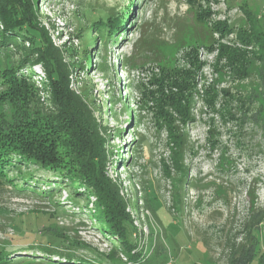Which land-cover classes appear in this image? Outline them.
<instances>
[{"label":"rangeland","instance_id":"obj_1","mask_svg":"<svg viewBox=\"0 0 264 264\" xmlns=\"http://www.w3.org/2000/svg\"><path fill=\"white\" fill-rule=\"evenodd\" d=\"M226 1L250 15L238 16L230 24L223 11H210L200 0L197 6L190 0L30 1L39 8L40 25L54 44L70 49L67 59L83 60L85 65L90 56L83 57V51L94 49L92 34L101 28H94L91 34L92 25L99 19L116 18L113 26L106 25L111 38H106L109 31L103 34L92 67L74 79V88L84 93L110 128L107 148L111 163L105 170L118 179L125 192V210L136 227V251L149 256L140 264H227L236 249L248 244V223L257 224L264 215V58L256 60L244 78L231 74L228 67L217 70L225 63L217 64L220 47L226 42L220 31L211 29L220 23L235 27L236 35L238 29H253L262 41V48L256 50L264 52V0ZM199 8L208 13L206 21L198 19ZM191 45H200L197 89L215 84L222 91L214 105L195 93L191 119L186 123L174 112L172 126L184 136L183 166L178 168L172 158L170 124L158 117L155 95L159 89L151 79L162 69L186 65ZM123 56L129 59L125 68L115 64ZM11 60L0 58V70L10 66ZM41 74L42 68L36 65L31 80L39 82ZM1 81L0 121L8 134L26 116H36L21 98L15 104L9 96L3 97L6 88ZM127 92L132 99L130 109L124 108ZM240 106L247 110L246 115ZM130 110L135 116L129 115ZM133 117L135 122L130 125ZM29 170L36 175L29 178L32 182L19 180ZM22 171L15 169L7 178L0 177V248L15 242L34 251L16 252L15 264H66L61 258L66 253L91 264L126 263L121 253L112 256L114 261L105 259L114 244L89 215L96 197L81 186L79 190L92 201L86 208L84 196L71 193L64 180L54 187L58 178L43 175L51 172H40L33 164ZM52 232L65 238L54 237ZM253 233L259 252L250 264H259L264 226L255 227ZM129 238L134 240V231L130 230ZM47 252L54 254L51 260Z\"/></svg>","mask_w":264,"mask_h":264},{"label":"trees","instance_id":"obj_2","mask_svg":"<svg viewBox=\"0 0 264 264\" xmlns=\"http://www.w3.org/2000/svg\"><path fill=\"white\" fill-rule=\"evenodd\" d=\"M30 1L0 0V25H2L0 58L10 57L12 59L10 66L4 65V68L0 70L1 83L6 88L3 97L9 96V99L15 104H18L21 98L26 109L27 106L31 107L34 116H36V118L26 116L23 123L8 134L2 131V122L0 121V177L4 175L7 178L8 174L15 169L22 174L23 167L29 164L36 165L41 170L40 172L44 170L52 173L43 174L45 177L54 175L55 178H58V181L53 182L54 187L64 180V186L70 188L71 193L83 195L87 201L86 208H88L92 201L90 197L79 190L81 186L84 187L89 195L96 197L92 202L93 208L90 209L89 215L96 218L101 226V232L107 235L114 244L112 252L104 255L105 259L114 261L112 256L116 257L118 253H121L126 258L125 264L145 262L149 256H146L143 251H136L138 246L136 227L133 219L125 210L128 205L123 187L117 178H111L105 170L111 163L107 148L110 128L97 116L94 107L84 96V93L74 88V79L87 71L89 69L87 67H92L93 53L97 50L98 41L105 39L103 34L109 31L106 38H111V30H108L106 25L113 26L112 23L116 21V18L110 16L107 19H99L92 25L91 34L94 28L98 26L101 28L96 35L92 34V43L90 44L94 49L83 51V57L86 53L90 56L88 64L85 65L83 60L67 59L71 54L70 49L54 44L45 27L40 25L39 8ZM196 2L198 1L190 0L189 3L192 6H197ZM241 9L244 14L250 15L248 11L245 13L242 7ZM197 14L200 21H206L208 14L206 11L199 8ZM211 29L220 31L222 37L236 31L235 27L222 23L215 24ZM124 31L126 32L127 29ZM132 31L133 29L130 30V32ZM237 38L244 46H253L252 51L223 44L220 47L217 64L224 61L225 65L221 64L216 69L223 72L224 68L228 67L231 74L244 78L249 75V68L256 60H263L264 52L256 50L262 48V41L253 29H238ZM191 46V50L185 58L186 65H176L172 70L162 69L159 75L154 74L151 79V84H155L159 89L158 94L155 95L157 99L155 105H159L158 117H161L163 123L170 124L172 158L178 168L183 166L180 155L184 145V136L175 133L172 121L174 112L178 113L183 123L191 119L190 108L195 93L197 96L198 92L195 81L196 70L197 66L199 68L201 64L197 55L200 45L198 47L197 45ZM13 55L17 56V59L14 60ZM128 63L129 59L123 56L115 64L125 68ZM36 65H40L43 70L39 82L31 80L35 74ZM119 84L122 86L121 83ZM216 88L217 86L212 84L203 89L202 97L205 96L209 105H214L218 92L222 91H217ZM127 94V97H123L126 98L124 99L126 102L124 108L130 109L132 99L129 97V92L125 95ZM240 108L246 115L247 110L244 106H240ZM26 109L23 108V110ZM241 109L237 108L242 117ZM129 115L135 116L134 110H130ZM236 115L238 116L237 113ZM132 119L130 125L135 122L134 117ZM174 120L176 121V118ZM123 161L127 162L126 159ZM28 172L27 177L22 174L19 180L30 181L29 178L36 176L31 170ZM34 172L36 171L34 170ZM30 188L27 189L30 190ZM258 219L257 224L255 221V223H248L246 235L248 244L241 250L236 249L234 252L232 250L234 255L227 264H250L255 259L259 252V241L253 234V229L261 220V218ZM130 230L134 231V240L129 238ZM52 233L50 235L54 237H64L61 234ZM53 239H49L46 243L52 242ZM13 245L9 248H0V264H15L13 255L16 252L27 250L34 252L32 249H27L25 245ZM45 254L50 260L54 255H51L50 252ZM61 258H64L66 264H80L76 262L91 264L90 260L74 257L69 253Z\"/></svg>","mask_w":264,"mask_h":264},{"label":"built area","instance_id":"obj_3","mask_svg":"<svg viewBox=\"0 0 264 264\" xmlns=\"http://www.w3.org/2000/svg\"><path fill=\"white\" fill-rule=\"evenodd\" d=\"M199 1V0H198ZM202 6H208L210 11H223L225 15V19H228V23H232V20L238 16H244V13L240 6H230L226 0H200ZM218 18H221V15L218 16ZM223 41L226 42V44L231 46H238L240 48H246L248 50H252L253 46H244L240 41H238L237 35L232 32L229 33L228 36H226ZM140 72H137V75H139ZM203 88L202 86L199 87V90L197 89V97L200 98V96H203ZM197 98V99H198ZM244 232V230H243ZM241 236L243 233H239Z\"/></svg>","mask_w":264,"mask_h":264},{"label":"crops","instance_id":"obj_4","mask_svg":"<svg viewBox=\"0 0 264 264\" xmlns=\"http://www.w3.org/2000/svg\"><path fill=\"white\" fill-rule=\"evenodd\" d=\"M264 226V215H263V218L261 217V220L259 222V224L256 226L258 228H263ZM254 234V233H253ZM259 247V245H258ZM261 251V250H260ZM263 254V255H262ZM258 262L259 264H264V250L263 252H261V254L259 255V258H258Z\"/></svg>","mask_w":264,"mask_h":264}]
</instances>
